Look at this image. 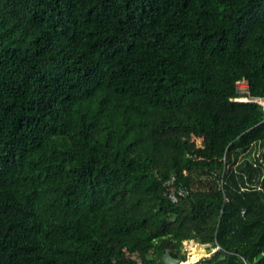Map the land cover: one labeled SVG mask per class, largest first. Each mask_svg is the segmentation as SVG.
<instances>
[{
    "label": "trees",
    "instance_id": "16d2710c",
    "mask_svg": "<svg viewBox=\"0 0 264 264\" xmlns=\"http://www.w3.org/2000/svg\"><path fill=\"white\" fill-rule=\"evenodd\" d=\"M251 99L264 0H0V264H264Z\"/></svg>",
    "mask_w": 264,
    "mask_h": 264
},
{
    "label": "built area",
    "instance_id": "2783aa9c",
    "mask_svg": "<svg viewBox=\"0 0 264 264\" xmlns=\"http://www.w3.org/2000/svg\"><path fill=\"white\" fill-rule=\"evenodd\" d=\"M241 83H243V85L245 86L244 87V92H242V93L239 92V88L237 87L238 86V84H237L236 87H237L238 93H240V94H247L246 93V90H247L246 84L243 81ZM236 100L237 101H245V100H248V98H245L244 97V98H239V99H236ZM251 101L256 102L257 104L261 105L262 106V109L264 111V100H261V99H251ZM164 186H165V190H166L165 191V195L172 202H176L179 197H182L184 195V191L182 189L176 188L174 186V183H173L172 180H168L166 183H164ZM215 250L217 251L218 248H216ZM206 256H208V254H206ZM186 259H187V257H186ZM186 259H185V261H186Z\"/></svg>",
    "mask_w": 264,
    "mask_h": 264
},
{
    "label": "rangeland",
    "instance_id": "374dc122",
    "mask_svg": "<svg viewBox=\"0 0 264 264\" xmlns=\"http://www.w3.org/2000/svg\"><path fill=\"white\" fill-rule=\"evenodd\" d=\"M238 84V88H239V92L240 93H242V92H244V85H243V83H237ZM246 87H247V85H246ZM193 140H195L194 139V137H191V141H193ZM195 142H196V144H199V141L198 140H195ZM185 173V172H184ZM195 245V243L193 242V241H185L184 243H183V246H182V252L183 253H185V256L187 257V259H188V257H189V255L193 252V248L195 247L194 246ZM212 252V251H211ZM214 253V252H213ZM209 255L211 256L212 254L211 253H209ZM209 255L208 256H206V257H209ZM203 258V257H202ZM186 259V260H187ZM201 259V258H200ZM199 259V260H200ZM198 261V260H197ZM197 261H195V262H197ZM194 263V262H193Z\"/></svg>",
    "mask_w": 264,
    "mask_h": 264
},
{
    "label": "bare ground",
    "instance_id": "6f19581e",
    "mask_svg": "<svg viewBox=\"0 0 264 264\" xmlns=\"http://www.w3.org/2000/svg\"><path fill=\"white\" fill-rule=\"evenodd\" d=\"M204 254L205 253L202 248H193V252L189 255L186 261L182 262V264H192L193 262L199 260V258Z\"/></svg>",
    "mask_w": 264,
    "mask_h": 264
},
{
    "label": "water",
    "instance_id": "95a60500",
    "mask_svg": "<svg viewBox=\"0 0 264 264\" xmlns=\"http://www.w3.org/2000/svg\"><path fill=\"white\" fill-rule=\"evenodd\" d=\"M206 252L210 253V250L204 251V253ZM159 262L160 264H182L183 261L178 258H173L168 253H165L161 255V257L159 258Z\"/></svg>",
    "mask_w": 264,
    "mask_h": 264
},
{
    "label": "crops",
    "instance_id": "0c3cea01",
    "mask_svg": "<svg viewBox=\"0 0 264 264\" xmlns=\"http://www.w3.org/2000/svg\"><path fill=\"white\" fill-rule=\"evenodd\" d=\"M183 243H184V242H183ZM194 243H195V245H194L195 247H194V248H202L204 251H207V250H208V249H206V246H205V245H200L197 241L194 242ZM211 251H212V253H211ZM213 252H216V250H214V249H213V250L210 249V253L213 254ZM206 253L209 255L208 252H206ZM206 253H205L204 255H202L200 258H202V257H203V258H207V257H206ZM209 256H210V255H209ZM200 258H199V259H200ZM198 261H199V260H198ZM194 263H196V262H194ZM194 263H192V264H194Z\"/></svg>",
    "mask_w": 264,
    "mask_h": 264
},
{
    "label": "clouds",
    "instance_id": "9594fccd",
    "mask_svg": "<svg viewBox=\"0 0 264 264\" xmlns=\"http://www.w3.org/2000/svg\"><path fill=\"white\" fill-rule=\"evenodd\" d=\"M261 107H262V106H261ZM184 261H185V260H184ZM184 261H183V262H184Z\"/></svg>",
    "mask_w": 264,
    "mask_h": 264
}]
</instances>
